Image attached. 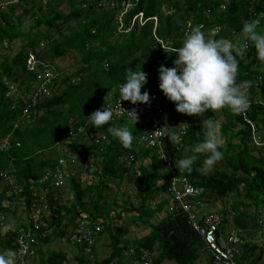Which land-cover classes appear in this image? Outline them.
<instances>
[{"label":"trees","instance_id":"trees-1","mask_svg":"<svg viewBox=\"0 0 264 264\" xmlns=\"http://www.w3.org/2000/svg\"><path fill=\"white\" fill-rule=\"evenodd\" d=\"M43 1L20 0L7 11H0V45L5 41L12 42L18 37H22L24 41L23 48L12 59L6 58L0 62V139L8 133L13 134L12 147L7 151L0 150V173L10 172L14 168L17 183L14 185H21L24 189L22 193L11 194L13 185L4 183L0 176V219L4 217V220L0 221V253L6 250L15 252V242L22 229L27 230L34 226L30 217L28 221L23 222L16 203L23 198L26 205L24 211L29 214L32 211L33 199L37 195L40 197L42 186L49 189L46 196L50 210V226L60 227L62 221L66 219L68 228L61 227L60 234L58 229H55L53 234L58 235L38 236L39 247L36 245L30 254L33 255L34 263L38 261L39 264H69L66 262L69 260L67 253L53 250L45 257L42 245L51 242L53 236H65L69 226L75 232L77 221L85 215L93 218L94 224L91 228H95L97 224L102 225L103 229H100L98 234L108 232L111 240L112 250L108 257L94 264H112L115 260L124 264V257L128 253L134 259L143 258L142 260L147 261L146 264H164L166 260L178 264H197L205 254L207 264H215L214 257L206 249L203 238L192 227L184 212L173 206L172 198L165 195L162 200H156L161 189L167 191L166 181L171 177L169 172L164 171L166 163L160 157L166 155L174 162L193 155L191 149L203 141L204 129L196 124L188 125L185 135H181L177 132L176 126L171 127L170 122L162 118L161 126L165 136L160 139V147L154 149L143 146L141 127L137 123L133 126L131 120L117 119L113 121L114 123L109 122L94 128L87 117L109 101L106 99L109 91L113 98L120 96L119 86L125 82L128 69L142 70L148 74V82L141 89L142 93L159 88L158 69L161 65L173 67L176 56L174 53L171 54V49H165L169 50L171 55L166 53L157 40L170 41L173 48L181 47L185 38L183 26L191 22L194 26L200 27L208 37L210 35L215 39L225 38L237 46L248 43V49L242 56L237 57L238 82H252L247 92L253 104L247 114L257 122L264 136L262 62L257 58L256 49L250 41L246 39L242 45L235 43L237 39L245 37L242 33L245 21L259 19V30H264V0H141L125 16L123 24L128 28L134 15L144 11L146 17H158L155 32L154 21L150 20L143 25L135 21L130 31H119L117 8H100L92 0L77 2L68 0L71 7L68 12L60 7L65 0H49L46 5H43ZM84 1L90 3L87 8L84 7ZM222 3L226 4L224 8L221 7ZM18 9L21 12L18 13ZM27 18L32 20L28 28L23 25ZM72 22L77 23L71 25ZM41 40L47 41L46 47H42L43 49L49 47L50 51L46 52L47 54L63 56L69 50L76 49L82 51L84 57L78 71L81 77L79 83L68 84L60 93L57 87L56 93L45 97L40 103L39 111L43 112L41 116L31 120L25 116L28 105L25 97L18 98V103L14 106L13 98L6 97L8 88L5 81L23 79L19 81L21 85L23 84L22 96L32 90V87L28 86L30 82H25L37 79V75L26 71L28 56L26 48L36 51ZM43 49L36 52L39 57H45L40 55L46 54ZM89 71L90 74H85ZM174 106L176 107L175 104ZM213 114L214 111L208 110L204 116L211 118ZM71 119L74 121L70 122ZM124 125L129 127L135 137L131 149H125L108 131L110 127ZM70 126L75 136L68 146L72 148V153L75 152L82 157L79 158L80 162L90 159L91 164L97 166L94 172L99 178L83 187L80 184V176L71 174L68 184L72 189L73 202L67 205L59 202L55 191L50 188L52 178L48 171L44 170L55 167L58 159L52 161V157L48 159L44 152L46 150L54 152L63 135L70 133ZM219 133L224 140V145L220 149L224 153V162L227 169L234 171L230 173L228 170L218 169L205 174L202 166L206 156L201 154L191 173L179 171V174L186 175L193 183L205 187L204 202L224 200L230 194L240 195L245 191V198L251 199L253 204L264 211V145L256 146L252 143V129L243 115L236 114L234 117L226 111ZM169 137H175L178 142L171 143ZM90 138L92 140H89ZM183 150L184 157L179 158ZM255 151L259 153L258 156L254 154ZM130 154H133V158L129 164ZM100 159L101 163H98ZM221 161L217 164H221ZM240 170L243 174L238 173ZM128 178L133 180L130 191L135 193L137 204L130 200L128 192L125 193L121 205L117 199L107 197L106 192L111 181L117 180L122 184ZM34 184L37 195H34L32 188ZM6 202H9V205ZM152 204H155V207L152 208ZM242 205L247 207L252 204L239 200L232 205L234 212L243 213L247 217H256L262 213L260 210L254 212L255 214L247 209L241 211L239 209ZM118 206H122L121 211H117ZM164 210L167 215L159 222L153 223L151 219L155 214ZM222 211L223 214L228 209L224 208ZM124 212L148 217L145 223L152 224L149 233L141 237L135 236L136 239L132 240L128 237L130 227L126 223L113 225L112 214L115 213L119 219L123 217ZM10 213L18 218V224L15 229L3 233L2 229L9 224L7 221ZM223 215L225 221L222 228L225 229L228 220L225 218L226 215ZM242 237L244 238L243 234ZM78 245L81 248V245ZM241 250L237 255L238 264H264L260 263L264 259L263 245L250 239L244 242ZM86 259L83 253L75 257L77 264H86Z\"/></svg>","mask_w":264,"mask_h":264},{"label":"clouds","instance_id":"clouds-1","mask_svg":"<svg viewBox=\"0 0 264 264\" xmlns=\"http://www.w3.org/2000/svg\"><path fill=\"white\" fill-rule=\"evenodd\" d=\"M225 6L226 4L223 5L222 3L221 7L224 8ZM139 12H137L136 14H138ZM144 17L147 19L146 22H148V20H155L153 18L155 16L146 17L144 14ZM123 20L124 19H122V22ZM134 23L132 22L131 25L126 28L123 23L122 25L120 24V21L118 19V29L121 32H128L133 28ZM154 24L155 26L153 28V31L155 32L157 23H155L154 21ZM259 26V19H251L249 21H245L242 27V33L246 37L247 41H250L254 45L257 52V58L261 62H264V30H259ZM184 36L185 38L181 47L173 48L172 46H170V41L166 42L164 39H161V43L159 42V39L157 40L158 44L164 49L166 53L169 54V50L165 49H171V54L174 53L176 56V59L173 60V67L168 68L164 65H161L158 69L160 81L159 88H152L151 92L148 93L145 91L142 93L141 89L148 82V74L143 72L142 70L134 71L132 69H128L126 71L125 82L119 86L120 106L121 101H130L133 105L145 104L150 106L151 98L149 94L156 90L160 94V99L158 102L160 108L154 110V112L160 119V122L162 118H164L163 116L166 114V110L168 108L166 102L175 104V108L178 113L187 114L189 116H202L208 110L218 111L225 107L229 108L234 114H245L253 104V100L250 99L247 92V90L252 86V82H238L239 60L237 59V57L242 56L248 49V43H245L243 46H237L230 40L225 38H210L206 36V34L200 27L196 26H193L191 32L187 33L186 35L184 31ZM27 61L28 60H26V71L32 74L34 72L27 70ZM34 81L35 80L30 81V85L28 86L33 87ZM7 83L14 84L17 87L23 86V84L21 85L19 81L6 80V86H8ZM53 89L56 90V87H54ZM123 111L130 118L133 126H135V124L139 120L137 108L133 107L131 110L123 109ZM114 115L115 113L111 108L103 106L102 109L95 110L87 118L92 127L99 128L103 125L108 124L114 118ZM254 122L257 126L258 134L264 141V136L260 132L257 122ZM201 123L202 129H204V139L202 142H199L192 147L191 151L194 154L174 161L175 168L180 172L191 173L193 171L194 164L201 154L206 156V159L203 161L202 166V171H204L205 174L211 172L217 162L223 159L224 153L220 149L224 145V140L219 133L214 121L211 118H205ZM137 124L139 125V127H141L139 123ZM108 131L113 137L119 140V142L125 149H131L135 137L127 125L113 126L110 127ZM262 131H264V129H262ZM181 132L182 130L180 129V131L178 132L179 134L185 135L186 133L185 132L184 134H182ZM169 139L171 143L178 142L175 140V137H169ZM252 143L256 146L264 145H258L254 140L252 141ZM0 150L3 151V149L1 148ZM4 150L7 151L9 149ZM63 158H65V156ZM160 158L167 159L166 155H163ZM56 166H62L63 168L65 167V165H62L59 160L55 167ZM53 168L48 171V175L52 178L50 188L55 191L54 194L59 200L58 192L61 191V189L56 190L58 189V187L54 185ZM14 171V168L12 169V171H10L14 179L13 183L5 181L3 178L2 181L13 186L14 184H17L15 183V176L13 173ZM70 176V174L66 176L68 182ZM82 182L84 183V180ZM32 188L34 189V195H37L35 184L32 185ZM40 188H42V186H40ZM40 191V197L39 195H37V197L32 201V211L29 214L27 213V211H24V213H27V216L25 218L19 213L20 218L23 220V222L24 220L28 221V217H30L33 223V215L35 209H42L44 204H47L48 199L46 194L48 193L49 189L46 188L44 192H42V190L40 189ZM34 202H36V207L33 206ZM6 203L7 205H9V202ZM19 203L23 204L21 208L25 210L26 205L23 198H21L16 203L18 205V209L20 208ZM49 215L50 210H42L41 218L42 220L46 221L48 226L50 225ZM48 226L46 227V229L48 228ZM24 229L25 228H23L22 230ZM79 236L80 234L79 232H77V238H79ZM16 256V252L12 250H6L5 252L0 253V264H15Z\"/></svg>","mask_w":264,"mask_h":264},{"label":"rangeland","instance_id":"rangeland-1","mask_svg":"<svg viewBox=\"0 0 264 264\" xmlns=\"http://www.w3.org/2000/svg\"><path fill=\"white\" fill-rule=\"evenodd\" d=\"M37 1V0H35ZM49 0H44L43 1V5H46V2ZM77 2V0H75ZM20 2V1H19ZM18 4V3H17ZM15 5V4H12ZM12 5H8L7 9H3L2 11H7ZM223 5H225V3H223ZM65 12H68L70 10V4L68 0H65L62 5L60 6ZM21 9V8H20ZM18 9V13L21 12V10ZM32 22V20L30 18L25 19L24 21V27L28 28L30 23ZM77 22H72L71 25H75ZM45 27H43L44 29ZM212 33V32H211ZM209 37L211 38V36L209 35ZM246 40V37H242L239 38L235 41L236 44L238 45H242ZM23 38L22 37H18L15 38L12 42L10 41H5L3 45H0V62H2L4 59L8 58L12 59L19 51L20 49L23 48ZM45 45H47V41L46 40H41L39 45H37L36 51L32 50V49H28L26 48V51L28 53L27 56V60L29 59H34L37 64L41 67L42 69H46L49 73H51V75L54 77V81L56 83V90L53 89L52 92L47 96H51L53 95V93L56 91L57 92V87L59 93L70 83L72 84H76L79 83V81L81 80L80 78V74H79V70L81 68V65L83 64V57H84V53L80 50H76V49H71L69 50L68 53H66L63 56H53L51 54H47L50 50L49 47L47 49H43L42 47H46ZM43 49V51L47 54H40L43 55L45 57H39L38 56V52L39 50ZM51 64H53V66H50ZM261 69H264V62H262L261 65ZM22 74V73H21ZM85 74H90L85 72ZM22 78V77H20ZM63 79H65L63 81ZM19 81H23V79H19ZM30 81H26L25 83H29ZM19 88H22L21 86H18ZM7 88H9L7 86ZM16 87L14 86L13 90H15ZM55 92V93H56ZM109 95H107L106 99L107 100H111L113 98L112 93L109 91L108 92ZM13 95V93H7V96H11ZM43 97L42 100L45 98ZM42 102V101H41ZM167 105V110H166V114L163 116L164 119L166 121L170 122L171 127L176 126L175 128H177V132L180 131V129L184 132H187L188 130V125H194L196 124L197 126L202 128V120L205 119L204 114L202 116H198L197 118L193 117V116H189L187 114H181L178 113L176 111V108L174 106V104H170L169 102H166ZM228 111L229 114L234 115V117H236V114H234L229 108L225 107L223 109H220L218 111H214L213 116L211 117V119L214 121L218 131H220V124L221 122H223L225 120V112ZM43 112L40 111L39 112V116H41ZM37 116H33L30 117L31 120H36L38 118ZM26 118H29L26 116ZM74 119H71L70 122H73ZM16 124V123H15ZM25 123H23L24 125ZM23 125H20V127H23ZM18 126V125H16ZM239 127V125H238ZM171 130V128H169ZM221 134V133H220ZM263 135V134H262ZM74 134H67L65 133L63 135V138H61L58 142V144L56 145V147L54 148V152H52L51 150H46L44 153L46 155H48V159H51L50 157H52V161L55 158H58L59 162L62 164L61 160L64 159L65 160V167L62 168L64 171V176L66 177L68 174H73L74 176L78 177V175L80 176V184L83 185V187L86 186L87 183L92 182L94 180H97L99 178V176L95 175V166L94 164L92 165L90 162V159L88 160H84L81 161L79 160V158H82L81 156H78L77 153H72V148L70 146H68V143H70L72 141V138L74 137ZM12 138H13V134L12 133H8L7 136L3 137L2 139H0V145L3 146V142L4 140L7 141V146L8 148L6 149H10L12 147ZM89 140H92L91 138ZM75 141V140H74ZM236 142V141H235ZM251 146H253L251 144ZM3 151H5L3 149ZM43 153V152H42ZM183 152H181L179 154V158L181 156L184 157ZM255 155H259V153L257 151L254 152ZM65 156V158H63ZM102 159V158H101ZM101 159L98 161V163H101ZM51 161V162H52ZM97 165V164H96ZM99 166V165H98ZM58 166L54 167L53 169H57ZM50 169L52 168H45L44 170L50 171ZM218 169L221 170H228L230 173H232L234 170L233 169H227L226 164L224 162V159H222L221 164H216L215 167L213 168L212 171H216ZM209 172V173H212ZM94 172V173H93ZM239 174H243V172L240 170L238 171ZM129 175V174H128ZM84 180V183L82 182ZM164 183V182H163ZM162 184V182H161ZM133 186V180L132 179H126L124 180V183L119 184L117 180H113L110 183V188L108 189V192H106V195L108 198H115L118 201V204L121 205L122 201H123V197L125 196V193L128 192L130 193V200L132 202L135 201V203L137 204L138 199H136L135 197V193L131 192V188ZM244 188V186H243ZM42 190V192H44V190L46 188L42 187L40 188ZM58 192V197H59V202H62V204H67L70 205L73 202V193H72V189L70 188V186L68 185V180L65 178V182L64 184L59 187L56 190H60ZM130 191V192H129ZM164 190H160L159 191V196L156 198V200H162L163 197H165V194L163 192ZM208 200V199H207ZM239 200H243L244 202H250L252 205L251 206H247L245 207L244 205L240 206L239 210H244L247 209V211H249L250 213L255 214L254 212H258L259 210L262 211V213H260V215L256 216V217H247L244 216L243 213H235L234 209L232 208V205L235 202H238ZM20 208L18 209V213H20L24 218L27 216V213H24V210L21 208L23 206V204L19 203ZM155 207V204H152V208ZM168 207V206H167ZM226 208L228 209V211L225 214V218L226 220H228L226 227H228V225L230 224L229 222H231V224H233L236 228H238V230H240V232L243 234L245 240L244 242L247 240H252V242H256L259 243V245H263L264 246V211L261 210L260 208H258L255 204H253L251 199H246L245 198V191H242V193L240 195L238 194H230L226 199L222 200H218V201H213L212 203L206 201L204 207H203V211L207 212L209 210H216L218 212H223L222 210ZM117 211H121L122 206H118V208H116ZM85 213V212H84ZM125 214H123L122 218H119L117 216H115V213L112 214V219H113V225H120L122 223H126L129 227H130V233L128 234V237L131 238L132 240H135V236L136 237H141L144 236L146 234L149 233L150 231V226L152 225L151 223L147 222L145 223V221H147L148 217L146 216H139V214L137 213H133V212H124ZM167 215V212L164 210V212L162 213H156L155 216L151 219V221L153 223H157L159 222L164 216ZM21 216V217H22ZM133 217V218H132ZM85 220L87 222H89L88 225H93L94 222L92 221L93 218L88 216V217H84L82 216L79 221H77L76 226L78 227V224L80 221ZM18 218L14 217L12 213L8 214V225H5V227L2 229V232L5 233L7 230L10 229H15L17 224H18ZM225 221V220H224ZM263 223V224H262ZM67 221L66 219H64L62 221V225L59 226H54V225H49L48 228L46 229V234L50 235L53 234V232L55 231V229H58V234L61 227L62 229L64 228H68V226L66 225ZM97 224V223H96ZM98 225V224H97ZM237 225V226H236ZM101 230L103 229L102 225H99ZM75 232L73 231V229L69 226V230L67 231L65 236H53V235H58V234H53L52 236L54 237L53 240H51V242L49 243H44V245H42V251L45 255V257H47L51 251L55 250L58 252H63V253H67L69 260H67L66 262L69 264H77V261L75 260V257H77V255H80L81 253H83V256H85L87 259L86 264H94L96 261H102L105 258L108 257V255L110 254L112 247L110 245V237L108 232H104L102 235L101 234H95L96 230L94 232V244L91 245V247H86V245L84 243H82V241L77 238V231H76V227H74ZM74 232V233H73ZM243 238V237H242ZM20 239H18L17 241H19ZM39 241H37V246L39 247ZM81 245V248L79 247V245ZM30 249V246H29ZM32 250V249H31ZM29 250V252L31 251ZM157 252V251H156ZM125 253H127V251H125ZM158 253V252H157ZM157 253H155V255H157ZM131 254H126L124 257V264H146L147 261L142 260L143 258L139 259H134L130 256ZM138 255V254H137ZM151 257H153V255L151 254ZM39 258V257H38ZM33 255H28L26 258L27 264L31 263V264H39L38 261H35L36 263H34L33 261ZM150 260V259H149ZM264 259L261 260L260 263H263ZM112 264H120L118 262V260H115L114 262H112ZM164 264H178L175 261L172 260H166L164 262ZM197 264H207V258L205 256V254L202 256V258L200 259V261Z\"/></svg>","mask_w":264,"mask_h":264},{"label":"built area","instance_id":"built-area-1","mask_svg":"<svg viewBox=\"0 0 264 264\" xmlns=\"http://www.w3.org/2000/svg\"><path fill=\"white\" fill-rule=\"evenodd\" d=\"M19 1L20 0H0V11L7 9L8 5L19 3ZM92 2H95L94 4L100 8L116 7L119 10L118 19L122 25V19H124V16L133 7L137 6L140 3V0H92ZM89 4V2H85L84 7H88ZM153 18L156 19V17ZM146 20L144 13L139 12L134 15L132 22L139 21L141 24H144ZM191 30L192 28H190V26L184 28L185 35L190 33ZM159 42L162 43V40L159 39ZM27 70L34 72L37 75V79L33 82L32 90L22 96L23 93L21 88L14 84L7 83L9 88L6 94L13 93V95L10 96L13 98V106L18 103V98L25 97L28 102L27 108L25 109V116L29 118L33 116L38 117L40 112L39 105L42 98L52 92L56 83L51 73L46 69L41 70V67L32 58L27 61ZM14 86L16 87L15 90H13ZM149 95L151 98L150 106L145 104L133 105L128 101H121V106L125 110H131L133 107L137 108L139 115L137 123L141 126L140 133L143 138V146L158 149L161 144L160 139H162V136H165V131L161 126L160 119L154 112V110L160 108L158 105L160 94L155 90ZM104 106L111 108L115 113L114 118L110 121L111 123L122 118L130 121V118L120 106V96L109 100ZM243 116L252 128L253 140L255 143L258 145L264 144L263 139L258 134L255 122L248 116L247 112L243 114ZM70 127V133L74 134L72 126ZM181 133L184 134L185 132L182 131ZM7 142L8 140H4L3 146L0 145V148H8ZM129 158L130 164L132 162L133 154H130ZM61 162L62 165H65L64 159H62ZM164 162L166 163V169H164V171L166 170L171 174V177L166 181V193L172 198L173 206H175L177 210H182L184 212L192 227L201 235L206 245V249L211 252L214 257L215 264H238L237 255L241 253L242 245L244 244V238H242L240 230L231 223L228 227L223 229L224 215L222 213L216 210H209L207 212L203 211V207L206 203L203 199V195L206 191L205 187L193 183L188 176L179 174V171L175 168L174 162L169 158L164 159ZM62 168V166H58L57 169H54L53 171L54 185L58 188L64 184L66 178ZM0 176L10 183H13L14 181L10 172L3 171L0 173ZM22 191V186L14 185L10 192L19 193ZM33 206L36 207V202L33 203ZM42 210H49L48 205L44 204L42 209H35L33 215L34 226L27 230H22L19 237L16 239L15 252L17 253V256L15 257V264H27L26 258L33 253L34 247L37 245V241H39L38 236L46 235V227L48 224L41 218ZM84 217L86 218L85 215ZM2 219L4 220V217H1L0 221ZM88 224L89 222L85 220L80 221L77 227V232H79V238L84 241L83 243L86 247H91V245L94 244L93 237L95 230V234H97L101 228L99 225H96L95 228H91L92 225ZM18 239L20 240L17 241ZM29 250L31 251L29 252Z\"/></svg>","mask_w":264,"mask_h":264},{"label":"crops","instance_id":"crops-1","mask_svg":"<svg viewBox=\"0 0 264 264\" xmlns=\"http://www.w3.org/2000/svg\"><path fill=\"white\" fill-rule=\"evenodd\" d=\"M141 1V0H140ZM84 2H86V1H84ZM118 10V9H117ZM141 12H143L144 13V11H141ZM145 14V13H144ZM127 15V14H126ZM125 15V16H126ZM118 16H119V10L117 11V21H118ZM125 16H124V18H125ZM156 17V19L154 20L155 21V23H157L158 24V17L157 16H155ZM149 21V20H148ZM150 21H152V20H150ZM119 25V24H118ZM188 26H190L191 28L194 26L191 22H189L188 24H187ZM187 26H183V29L184 28H186ZM164 192V191H163ZM166 192V191H165ZM165 192H164V194H165ZM166 196H167V194H165ZM229 223H231V222H229Z\"/></svg>","mask_w":264,"mask_h":264},{"label":"bare ground","instance_id":"bare-ground-1","mask_svg":"<svg viewBox=\"0 0 264 264\" xmlns=\"http://www.w3.org/2000/svg\"><path fill=\"white\" fill-rule=\"evenodd\" d=\"M40 65V64H39ZM51 66V65H50Z\"/></svg>","mask_w":264,"mask_h":264}]
</instances>
